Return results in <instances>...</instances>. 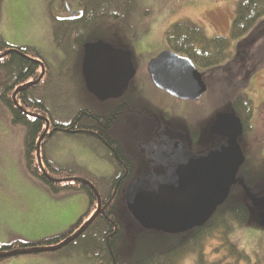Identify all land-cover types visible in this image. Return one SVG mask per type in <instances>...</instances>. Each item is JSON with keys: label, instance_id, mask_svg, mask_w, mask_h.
Masks as SVG:
<instances>
[{"label": "rangeland", "instance_id": "obj_1", "mask_svg": "<svg viewBox=\"0 0 264 264\" xmlns=\"http://www.w3.org/2000/svg\"><path fill=\"white\" fill-rule=\"evenodd\" d=\"M62 1L65 5L69 2L68 7L74 11L83 4L82 0ZM237 1L134 0L131 15H123L125 20L121 25H129L130 34L135 36L138 43L135 45L137 55L143 57L145 61L142 63L145 64L151 60L154 51L166 47L164 33L178 22L189 21L197 25L209 38H228ZM63 2L2 0L0 35L11 47L35 49L33 51L38 53V59L52 67L42 95L44 106L41 111L40 107L36 109L40 113L44 109L49 110L53 116L68 120L79 109L102 113L105 107L82 90L80 75L75 70L71 72L72 66L67 65L62 51L53 42V20L67 13ZM259 22L245 36L231 41V58L214 67L212 74L206 76L208 89L200 99L185 101L166 97L164 101L172 117L187 119L191 127L198 129L200 146L205 151L218 143V139L212 137L209 130L214 117L229 112L231 100L238 93H244L252 100L250 131L246 136L241 135L238 143L245 156V166L252 173L258 174L261 180L257 183V192L250 193L247 223L235 227L230 234V240L248 254L250 264H264V228L258 220V215L264 212V205L257 204L264 192V17ZM122 26H111L114 30L112 32L100 29L95 37L124 50L129 46V37L119 32ZM146 31L149 34L144 38ZM113 34L116 35L112 37ZM130 126L117 129L121 138H116L119 132L115 127L109 138L123 144L129 134L133 135L134 128ZM22 141L23 129L10 123L8 110L0 105V245L38 243L64 235L89 207L88 197L84 193L63 192L55 195L31 178L23 165ZM106 146V143L84 135L73 136L59 132L42 148L48 160L70 172L75 179L87 178L101 184L99 195L104 197L109 193L114 176L113 164L108 162L111 155ZM42 148L39 149V159L40 165L44 166ZM144 170L136 173L133 179L144 176ZM118 205V217L123 228L118 255L123 262L135 261L155 249H165L162 246V239L165 240L162 234L142 229L130 217L126 207ZM216 244L210 241L205 244L204 258L209 264L220 258L211 252ZM81 246L76 250L19 255L0 264H94L92 257L86 253L89 247L86 244ZM195 261L196 257L188 255L178 264H195Z\"/></svg>", "mask_w": 264, "mask_h": 264}, {"label": "trees", "instance_id": "obj_2", "mask_svg": "<svg viewBox=\"0 0 264 264\" xmlns=\"http://www.w3.org/2000/svg\"><path fill=\"white\" fill-rule=\"evenodd\" d=\"M133 2L134 0H85L84 12L79 19L70 22L62 19L53 20V42L62 51L67 65L72 66L71 72L79 69L80 64L77 62L78 59L79 63L81 60L82 45L84 47L86 44L97 41L99 38L96 39V37L100 29L112 32L114 31L113 26H122L125 18L122 17L123 14L120 13V10L128 11L127 14L130 16L134 9ZM263 17L264 0H238L234 7V18L228 38L220 36L209 38L200 27L185 21L170 26L164 33V39L166 46L180 55L187 56L197 67L201 69L214 68L231 58V41L245 36L260 23L259 21ZM33 50L35 49L29 47L11 49V46L0 35V105L8 110L10 123L23 129V165L28 175L46 186L55 195L63 192L84 193L88 197L89 207L87 212L64 235L38 243L0 245V255H6L0 257V263L14 257L10 255L14 251L58 245L74 234L88 220L96 211L98 201L102 212L96 215L74 241L56 251L76 250L86 244L89 247L86 253L92 257L94 264H178L188 255L196 257L195 264H209L204 258V248L205 244L210 241L217 243L211 252L220 256L211 264H227L228 261L229 264L251 263L248 254L230 240V234L235 227H242L247 223L250 193L257 192V183L261 180L258 174L247 169L246 163L240 168L237 176L238 183L232 186L228 198L215 209L204 225L178 235H166L154 231L165 237V240L162 239V246L165 249L160 251L155 249L135 261L123 262L118 255V248L122 243L123 228L117 208L118 204H123L126 207L125 191L134 175L124 176L114 172L109 193L102 197L99 195L101 184L87 178L86 180L75 179L70 172H66L47 159L42 150L45 145L44 141H48V139L43 140L46 133L39 142V146H43L41 149L42 158L48 174L38 171L37 142L44 132V126L41 125L43 119L39 118L37 120L40 121H36L31 113L40 112L44 106L42 95L46 90L52 67L43 61L47 66L48 73L43 80H36L39 74L36 60L39 55ZM20 88H22V92L19 91ZM111 103L108 101L104 104L110 106ZM230 110L239 117L245 131H249L248 121L253 114V102L249 96L238 93L231 100ZM110 111L108 110L107 113L100 116L92 113L84 118L83 116L77 118L80 122L78 127L82 130L74 136L84 135L93 140L102 141L107 144L106 147L110 150L113 142L111 139L109 140V134L114 130L115 124ZM84 121L86 125L81 124ZM98 122H101L102 127L96 125ZM97 130L98 133H96ZM109 161L113 163L112 159ZM134 222L137 224L136 221ZM254 264H258V262H254Z\"/></svg>", "mask_w": 264, "mask_h": 264}, {"label": "water", "instance_id": "obj_3", "mask_svg": "<svg viewBox=\"0 0 264 264\" xmlns=\"http://www.w3.org/2000/svg\"><path fill=\"white\" fill-rule=\"evenodd\" d=\"M76 16L77 13H71L69 19ZM148 73L156 88L179 100L196 101L207 89L193 62L171 51H162L150 60ZM82 75L87 91L98 101L117 99L134 75L130 53L104 42L88 44ZM210 133L227 139L202 155L173 141L177 134L169 129L162 130L151 143L139 145L151 170L128 184L125 204L142 229L167 235L186 233L204 225L227 199L245 161L237 141L242 125L232 114H219ZM42 138L43 135L38 143ZM257 204L263 205L264 198ZM101 212L98 204L96 212L76 233L54 247L19 250L10 255L55 251L74 241ZM258 219L264 228V213Z\"/></svg>", "mask_w": 264, "mask_h": 264}, {"label": "flooded vegetation", "instance_id": "obj_4", "mask_svg": "<svg viewBox=\"0 0 264 264\" xmlns=\"http://www.w3.org/2000/svg\"><path fill=\"white\" fill-rule=\"evenodd\" d=\"M61 2L63 1L61 0ZM82 3H83L82 6L75 11L72 10L70 7H68L69 4L67 2L66 5L64 3L63 7L66 6L65 9L67 10V13L65 14L64 17L58 19H64L67 22L79 19L80 17L73 20H67L66 18L69 17L70 12L77 14L78 12H81V14H83L85 8V0H82ZM120 11L121 14L128 16L127 14L128 11L126 12V10L124 9H121ZM128 27L129 25H127L126 27L122 26L119 32L124 33L126 34L127 37H129L127 40L129 46L124 50L129 51L131 54V61L134 69V75L132 79H130V81L128 82V85L125 91L123 92V94L117 99H111L104 102H100L90 95L98 104H104L108 101L112 102L110 106L104 104L103 106L105 107V111L96 114L100 116L104 113H107L108 110L109 111L111 110L110 113L114 117V122H115L114 129L115 127L116 130L119 128H125L124 126H126V128H129L128 127L129 124H131V126L133 125L134 128L132 132L133 135L129 134L130 136H128V138L123 144L119 143L120 142L119 140L117 141L116 139H114L113 141L111 140L113 142V146L110 150H108V152H110L109 154L111 155L110 159H112L113 163L109 161L110 159H108V162L113 164L112 169L114 170V172L123 174L125 176V175H135L142 169H145L143 175L149 173V171L151 170L150 166L148 165L145 156L141 153L139 149V145L140 144L146 145L156 140L160 136L161 131L164 129H169L171 132L177 134L172 140L178 142L180 145L185 147L189 152H192L196 155H201L213 149L223 141H225L227 137H222L217 134H211L212 137L218 139V143L211 149L203 151L199 142L198 129H194L193 127H191L190 121H188L187 119L184 118L178 119L177 116L175 117L171 116L169 112V108H166L167 106L164 101L166 97L174 100H176V98L166 94L164 91L156 88L152 84L148 73V63L150 62V60L149 61L147 60L145 64L142 63L145 60L143 59V57L141 56L139 57L137 55L138 50L135 48V45H137L138 43L134 39L135 36H131ZM148 34L149 33L146 31L143 37L144 38L147 37ZM115 35L116 34H113L112 37H114ZM84 47L82 45L83 50H82L80 63H79V59L77 62L78 64H80L79 69L77 68L75 69V71L77 75H80V87H82V90L84 89L87 92L82 77V59L84 54ZM17 48L18 47H15L13 49H17ZM162 51H173V50L168 46H166L163 49L156 50L154 51V55L151 57V59L155 58ZM37 61H39V59H37ZM37 67L39 74L36 80H43L45 75H47L48 73L47 66H45L44 62L40 60L38 62ZM196 68L198 69L199 67L196 66ZM212 69L213 68H206V69H201L202 71L198 70L202 74L207 89H208V83L206 76L212 74ZM19 91L22 92V88H20ZM31 115L33 116L34 119H36V121H40L37 120L39 118L43 119L41 120V125L43 124L45 131L44 133H46V135L44 134L45 136L43 140H47V139L49 140L50 138L53 137L54 134L59 132L62 133L64 132L67 135H73V136L81 132L82 129L78 127V123L80 122L79 120H77V118H79L80 116L81 117L83 116L84 118V116L92 115V112L87 110L86 108H82L79 109L76 113H74L72 117L68 120L65 117H63V119L61 120V118L55 115L53 116V114L49 110L45 111V109L41 113L36 112V113H31ZM235 116L238 117L237 115ZM215 120L216 117H214L213 121L215 122ZM248 123L250 127V120L248 121ZM81 124L86 125V122L85 121L81 122ZM213 124H211V126ZM96 125H100L102 127L101 122L96 123ZM241 125H242L241 135L244 134L246 136L250 130L245 131L242 123ZM96 133H98V130L96 131ZM116 138H121L120 132L117 134ZM45 143L46 141H44V144ZM42 147L43 146H41V148ZM38 171L40 173L48 174V170L45 168V164L42 168L38 167Z\"/></svg>", "mask_w": 264, "mask_h": 264}, {"label": "bare ground", "instance_id": "obj_5", "mask_svg": "<svg viewBox=\"0 0 264 264\" xmlns=\"http://www.w3.org/2000/svg\"><path fill=\"white\" fill-rule=\"evenodd\" d=\"M80 133V132H79ZM78 134V133H77ZM98 204H99V208H100V202L98 201V203H97V207H98ZM101 209V208H100Z\"/></svg>", "mask_w": 264, "mask_h": 264}]
</instances>
